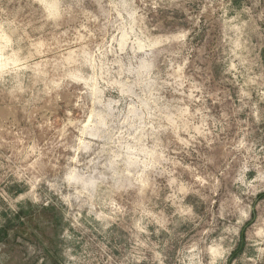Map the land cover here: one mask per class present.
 <instances>
[{"label":"rangeland","instance_id":"374dc122","mask_svg":"<svg viewBox=\"0 0 264 264\" xmlns=\"http://www.w3.org/2000/svg\"><path fill=\"white\" fill-rule=\"evenodd\" d=\"M0 35V264H264V0H0Z\"/></svg>","mask_w":264,"mask_h":264},{"label":"bare ground","instance_id":"6f19581e","mask_svg":"<svg viewBox=\"0 0 264 264\" xmlns=\"http://www.w3.org/2000/svg\"><path fill=\"white\" fill-rule=\"evenodd\" d=\"M53 1V0H52ZM55 1V0H54ZM44 2H46V1H44ZM47 3V2H46ZM49 4H52V3H49ZM56 4V3H55ZM54 4V5H55ZM49 6V5H48ZM51 6V5H50ZM52 7V6H51ZM55 8V7H54ZM1 36V35H0ZM2 49H0V51H1ZM2 59V58H1ZM1 67H3L2 65H1V63H0V68ZM74 175H75V173H74ZM76 176V175H75ZM71 178V177H70ZM72 178H73V176H72ZM76 178H77V176H76ZM80 178V177H79ZM83 180V179H82ZM80 181V180H79ZM84 181V180H83ZM83 181H82V183H83ZM87 182V181H86ZM91 183V182H90ZM81 184V183H80ZM83 185V184H82ZM84 185H86V184H84Z\"/></svg>","mask_w":264,"mask_h":264}]
</instances>
